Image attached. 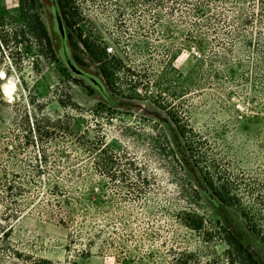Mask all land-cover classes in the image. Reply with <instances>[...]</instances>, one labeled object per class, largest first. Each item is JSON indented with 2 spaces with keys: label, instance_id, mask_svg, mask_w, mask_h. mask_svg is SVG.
Segmentation results:
<instances>
[{
  "label": "rangeland",
  "instance_id": "rangeland-1",
  "mask_svg": "<svg viewBox=\"0 0 264 264\" xmlns=\"http://www.w3.org/2000/svg\"><path fill=\"white\" fill-rule=\"evenodd\" d=\"M72 2L70 29L55 0L37 1L49 49L35 23L21 17L18 0H0V72L7 76L0 79V175L26 190L0 191V214L25 212L3 243L56 264H244L222 226L264 264L251 223L212 196L175 125L152 102L177 115L182 105L224 167L264 180V8L226 0L212 11L224 18L208 22L181 0ZM79 34L98 57L108 56L94 60ZM111 57L141 75L136 85L117 74L116 93L109 91L100 66ZM10 81L12 102L2 95ZM98 138L108 144L105 154L81 147ZM110 153L114 180L103 167ZM54 185L69 195V207ZM244 188L240 207L264 230V208ZM92 191L96 203L86 200ZM55 200L78 224L58 223ZM196 216L205 222L201 232L185 225Z\"/></svg>",
  "mask_w": 264,
  "mask_h": 264
},
{
  "label": "trees",
  "instance_id": "trees-1",
  "mask_svg": "<svg viewBox=\"0 0 264 264\" xmlns=\"http://www.w3.org/2000/svg\"><path fill=\"white\" fill-rule=\"evenodd\" d=\"M37 1L38 0H18L21 17L29 22H33L36 25L37 30L39 31V36L43 43L50 49L51 42L48 35L47 30L44 27V24L41 22L40 17L37 13ZM56 4L59 8L61 17L66 25L72 29L76 23L73 22V17L75 11L72 7V0H55ZM163 0H157V5L162 4ZM258 4L261 8H264V0H257ZM215 3H220L225 5L226 0H181V5L191 6L195 15L201 20H206L208 22H219L221 18H224V14H221L222 11L217 12L218 15L212 14L213 5ZM209 15H208V14ZM225 22V21H224ZM247 20L244 22L246 23ZM200 27H206L204 22L199 24ZM81 34H79L80 42L83 47L89 52V54L96 61H101L103 58L108 56L104 51L102 54V58L98 57L97 53L94 51L93 47L87 40L81 39ZM196 37L191 39V43L196 45V48L201 51L203 42L201 40H196ZM100 73L104 78L105 86L109 89L110 92L116 93L117 88V74H122L126 79H129L133 85L137 84V79L141 77V75L131 69L128 68L121 62V60H117L116 57H111L110 60H106L100 66ZM136 79V80H134ZM76 85L83 87L87 93V95H93V90L90 87L84 86L81 82L75 81ZM187 91L186 88H181V93H185ZM153 104L162 109L170 121L175 125L176 130L180 138L184 141L185 148L190 155V158L193 160L195 166L200 170V174L202 179L206 185V187L211 192L212 196L221 204L225 206L235 205L241 209V214L249 223H251L252 232L258 236L262 245L264 246V230L258 226L253 224L252 217L248 215V213L242 209L241 203L242 199L238 194L240 192L241 187H245L247 191L253 195H255L254 200L257 202L259 206L264 208V180H260L259 178H252L248 175H245L244 172L238 170V174H233V172L224 167L225 160L222 158H217V154L215 153L214 148L209 143L208 139L201 136L199 133L195 132L189 121L187 120L185 108L181 105V115H177L173 113L172 106L168 103L162 104L156 100H152ZM166 139V137H165ZM168 145L167 139L165 140ZM84 150H87L90 153H94L95 156L98 157L99 154H105L107 152L108 144L105 142V138H98L94 142L91 140L87 141V144L81 145ZM168 148L170 149L169 145ZM116 155L110 153V156L107 160H104V169L107 171V175L111 180L115 179V176L112 171V167L115 166L114 159H116ZM102 162V161H101ZM212 169V170H211ZM29 184H33L34 182L31 179H28ZM56 188V198H63V202L69 207L71 204L69 202V195L65 193L63 190H59L57 185L53 186ZM244 188V189H245ZM5 190L7 193L13 195H22L20 192H26V190L21 187L15 186V182L9 180L5 171H2V175H0V191ZM257 193V194H255ZM87 201H91V203H96L99 201V197H97L95 192H91L87 198ZM45 205H48V202H45ZM54 207L56 210L53 212V217L58 218V223L67 226H74L78 224V221L73 216V211L71 209L66 210L61 205V200H55ZM262 212H259L258 215ZM25 212L20 210H14V212L10 213H2L0 214V219L5 222V226L0 224L1 234H0V245L3 242H6V239L11 232L13 227L12 224L14 222H18ZM87 220L82 217L80 223L85 224ZM6 224H10L6 226ZM185 225L197 232H201L205 229L204 219L196 216L193 220H189L185 222ZM219 233L224 235L225 241L232 247L233 253L236 257H238L244 264H260L259 261L253 256V254L244 246V244L228 229L219 226ZM74 232L69 233L68 237L73 238ZM5 244V243H3ZM0 264H56L52 260L43 257H37L31 254H27L24 252H18L15 249H12L11 246H7V243L3 245V248H0ZM76 264V263H70Z\"/></svg>",
  "mask_w": 264,
  "mask_h": 264
},
{
  "label": "bare ground",
  "instance_id": "bare-ground-1",
  "mask_svg": "<svg viewBox=\"0 0 264 264\" xmlns=\"http://www.w3.org/2000/svg\"><path fill=\"white\" fill-rule=\"evenodd\" d=\"M0 79L6 81L7 80V76L6 73L4 71L0 72ZM14 85L13 82H6L3 86L2 89V95L9 101L12 102L13 101V97H14Z\"/></svg>",
  "mask_w": 264,
  "mask_h": 264
},
{
  "label": "built area",
  "instance_id": "built-area-1",
  "mask_svg": "<svg viewBox=\"0 0 264 264\" xmlns=\"http://www.w3.org/2000/svg\"><path fill=\"white\" fill-rule=\"evenodd\" d=\"M111 50H112L111 48H108V49H107L108 53H110V52H111Z\"/></svg>",
  "mask_w": 264,
  "mask_h": 264
}]
</instances>
